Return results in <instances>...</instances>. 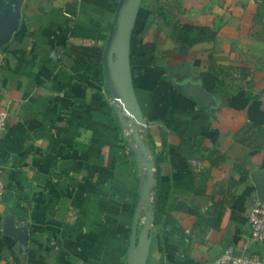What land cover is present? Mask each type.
I'll return each mask as SVG.
<instances>
[{"label":"crops","instance_id":"1","mask_svg":"<svg viewBox=\"0 0 264 264\" xmlns=\"http://www.w3.org/2000/svg\"><path fill=\"white\" fill-rule=\"evenodd\" d=\"M118 1L0 0V15L20 11L0 48V264H52L48 239L82 264H125L144 162L156 179L147 264H206L228 246L263 256L244 244L264 179V0L141 1L130 55L155 47L150 65H131L146 120L134 138L102 60L81 70L71 50L104 49ZM166 213L181 233L161 229ZM9 221L27 227L26 249Z\"/></svg>","mask_w":264,"mask_h":264},{"label":"water","instance_id":"2","mask_svg":"<svg viewBox=\"0 0 264 264\" xmlns=\"http://www.w3.org/2000/svg\"><path fill=\"white\" fill-rule=\"evenodd\" d=\"M142 0H119L117 2L113 20L102 55L103 74L107 89L113 99L123 104V109L131 114L137 123L146 124L145 117L137 99L131 71L130 41L137 13ZM20 18L19 7L14 6L6 9L0 15V48L8 41L16 29ZM120 126L127 124L122 116L120 106H113ZM136 140L143 154L148 155V150L142 139L137 136ZM137 162L141 159L140 152L136 155ZM151 162L139 163V168H145L146 174L140 178L138 202L134 213V221L127 246L125 264H147L150 244L152 239L153 202L151 190L156 185V179L152 170ZM260 182L259 194L264 196V179ZM144 218L140 222V215ZM9 234L15 237L21 246L26 249L29 241V232L26 226H15L11 221L7 225Z\"/></svg>","mask_w":264,"mask_h":264},{"label":"trees","instance_id":"3","mask_svg":"<svg viewBox=\"0 0 264 264\" xmlns=\"http://www.w3.org/2000/svg\"><path fill=\"white\" fill-rule=\"evenodd\" d=\"M193 29V28H192ZM72 34L74 35H81V36H92L94 38H100L99 35H89L85 30L81 31L78 28L73 29ZM188 33V36H187ZM195 33V30L189 29L185 32V37H191V34L193 35ZM155 44L150 41H145L143 44L144 53L140 55H130L131 65H150L153 60V51H154ZM72 54L74 57V62L76 63L78 69H84L85 71L90 70L91 63L93 61H101L102 60V54H103V47L102 46H71ZM106 91L108 93V89L106 87ZM126 139V138H125ZM126 141V140H125ZM150 141V140H149ZM127 142V141H126ZM261 145V144H260ZM161 224V229L168 227V229L165 230V233L168 235H173L174 233H181L183 230L177 223L176 219L169 213H166L159 222ZM50 239H48L46 242L48 247H44L47 251V256L52 257L54 262L52 264H82L79 262V258L73 254H70L68 251H66L63 246L60 239H57L54 243H50ZM39 243V242H38ZM44 246V245H43ZM36 247V245H35ZM38 247V246H37ZM43 247L39 246V249H42ZM126 259V246L124 248V252L122 255V259L120 262L124 263ZM92 260V259H91ZM97 261V260H96ZM93 261L86 260L87 264H91Z\"/></svg>","mask_w":264,"mask_h":264},{"label":"built area","instance_id":"4","mask_svg":"<svg viewBox=\"0 0 264 264\" xmlns=\"http://www.w3.org/2000/svg\"><path fill=\"white\" fill-rule=\"evenodd\" d=\"M7 125V112L0 108V137ZM5 190V184L0 167V196ZM249 235L244 246L254 245L264 249V196L258 197L248 214ZM206 264H264V255L257 256L245 251L237 252L233 246L222 250L219 256Z\"/></svg>","mask_w":264,"mask_h":264},{"label":"rangeland","instance_id":"5","mask_svg":"<svg viewBox=\"0 0 264 264\" xmlns=\"http://www.w3.org/2000/svg\"><path fill=\"white\" fill-rule=\"evenodd\" d=\"M108 96L109 98L111 99V103H112V106L116 105V106H120L121 107V111H122V116L123 118L125 119V122H126V126L124 127V130L126 132V134L132 138H134V136L138 135V131L136 128H134V125L133 124H137V125H142L140 123H137L136 120L134 119V117L129 114L126 110H124L122 107H123V104L119 101V100H116V99H113L110 94H109V91H108ZM132 131L135 132L136 135L133 134L132 136Z\"/></svg>","mask_w":264,"mask_h":264}]
</instances>
